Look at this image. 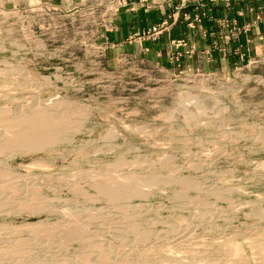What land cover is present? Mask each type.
Returning <instances> with one entry per match:
<instances>
[{"label": "rangeland", "instance_id": "rangeland-1", "mask_svg": "<svg viewBox=\"0 0 264 264\" xmlns=\"http://www.w3.org/2000/svg\"><path fill=\"white\" fill-rule=\"evenodd\" d=\"M112 1L0 0V264H264V55L118 47ZM40 111L53 142L8 144Z\"/></svg>", "mask_w": 264, "mask_h": 264}, {"label": "crops", "instance_id": "crops-1", "mask_svg": "<svg viewBox=\"0 0 264 264\" xmlns=\"http://www.w3.org/2000/svg\"><path fill=\"white\" fill-rule=\"evenodd\" d=\"M160 21L159 40L147 44L163 59L171 40L196 61L264 55V0H122L106 36L118 47L136 46L134 33Z\"/></svg>", "mask_w": 264, "mask_h": 264}, {"label": "bare ground", "instance_id": "bare-ground-1", "mask_svg": "<svg viewBox=\"0 0 264 264\" xmlns=\"http://www.w3.org/2000/svg\"><path fill=\"white\" fill-rule=\"evenodd\" d=\"M46 112L40 111V112L34 113L32 116L20 115V116L10 118V119H7L8 116L4 118L5 121L3 124L5 127V130H8V131L12 130L14 132L13 133L14 136L13 137L11 136L12 138L9 140L8 144L12 145L13 147L14 146L20 147L21 150L24 151V150H29V149L30 150L39 149L43 147L44 145L53 142L54 130H55L54 120L52 117H50V115H47ZM2 115H4V113ZM10 116L12 115L10 114ZM130 178L126 177V178H122L123 180H118L117 182L113 181L112 183H109L108 187H101L100 189L103 192V194L106 196H112V197L113 196L115 197L116 195H119V196L120 195H125V196L127 195L136 196L137 195L138 196L140 191L138 190L137 186L139 185H136V183L134 184L133 182H131Z\"/></svg>", "mask_w": 264, "mask_h": 264}, {"label": "built area", "instance_id": "built-area-1", "mask_svg": "<svg viewBox=\"0 0 264 264\" xmlns=\"http://www.w3.org/2000/svg\"><path fill=\"white\" fill-rule=\"evenodd\" d=\"M157 1V0H156ZM121 2H122V0H114V1H112V4H113V9L115 8H117V7H119L120 6V4H121ZM117 10V9H116Z\"/></svg>", "mask_w": 264, "mask_h": 264}]
</instances>
